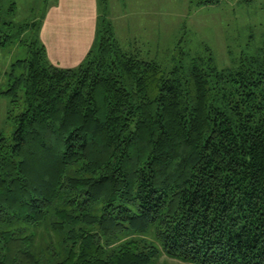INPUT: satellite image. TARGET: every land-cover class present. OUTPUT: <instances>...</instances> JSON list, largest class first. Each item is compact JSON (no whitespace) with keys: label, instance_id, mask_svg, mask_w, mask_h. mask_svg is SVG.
<instances>
[{"label":"trees","instance_id":"1","mask_svg":"<svg viewBox=\"0 0 264 264\" xmlns=\"http://www.w3.org/2000/svg\"><path fill=\"white\" fill-rule=\"evenodd\" d=\"M97 5L90 50L62 69L44 15L16 23L0 0V49L17 55L0 92V264H264V43L236 68L165 70L122 50Z\"/></svg>","mask_w":264,"mask_h":264},{"label":"rangeland","instance_id":"2","mask_svg":"<svg viewBox=\"0 0 264 264\" xmlns=\"http://www.w3.org/2000/svg\"><path fill=\"white\" fill-rule=\"evenodd\" d=\"M54 1L13 0L15 13L10 19L16 23L39 21ZM107 6L108 11L117 9L115 0H107ZM163 6L164 15L157 10V33L151 32L146 45L137 46L136 51L144 61L165 70L180 59L188 63L208 55L218 69L236 68L240 59L255 55L263 46L264 0H164ZM16 57L15 49H0V92L5 89L4 73ZM8 109L9 100L0 95V133L6 137L13 131ZM154 264L183 263L161 256Z\"/></svg>","mask_w":264,"mask_h":264},{"label":"crops","instance_id":"3","mask_svg":"<svg viewBox=\"0 0 264 264\" xmlns=\"http://www.w3.org/2000/svg\"><path fill=\"white\" fill-rule=\"evenodd\" d=\"M109 19L118 45L126 52L138 53L146 37L157 33V10L166 12L164 0H115ZM122 10V11H121ZM97 0H55L47 8L39 38L47 58L56 67H77L90 50L96 33ZM139 54V53H138Z\"/></svg>","mask_w":264,"mask_h":264}]
</instances>
